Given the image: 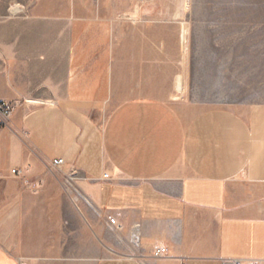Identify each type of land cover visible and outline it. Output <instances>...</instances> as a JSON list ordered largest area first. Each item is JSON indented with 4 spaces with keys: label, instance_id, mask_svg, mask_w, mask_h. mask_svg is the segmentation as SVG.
<instances>
[{
    "label": "crops",
    "instance_id": "1",
    "mask_svg": "<svg viewBox=\"0 0 264 264\" xmlns=\"http://www.w3.org/2000/svg\"><path fill=\"white\" fill-rule=\"evenodd\" d=\"M59 7L0 20V102L13 106L0 111V264L264 258V105L195 112L173 97L183 78L163 21L149 29L154 6ZM56 158L78 196L21 178Z\"/></svg>",
    "mask_w": 264,
    "mask_h": 264
},
{
    "label": "rangeland",
    "instance_id": "2",
    "mask_svg": "<svg viewBox=\"0 0 264 264\" xmlns=\"http://www.w3.org/2000/svg\"><path fill=\"white\" fill-rule=\"evenodd\" d=\"M72 2L110 3L116 8L127 3L154 6L147 16L149 29L151 19L163 21L157 26L158 31L162 27V48L175 57L177 73L183 78V91L173 97L195 112L218 106L264 105V0H0V20L19 8L20 16H58L59 5ZM15 7L18 11H13ZM139 11L138 6L133 18ZM157 27L153 28L156 32ZM21 178L40 182L30 187L38 190L35 194L60 193L70 198L79 194V187L70 185L66 174L46 164Z\"/></svg>",
    "mask_w": 264,
    "mask_h": 264
},
{
    "label": "built area",
    "instance_id": "3",
    "mask_svg": "<svg viewBox=\"0 0 264 264\" xmlns=\"http://www.w3.org/2000/svg\"><path fill=\"white\" fill-rule=\"evenodd\" d=\"M0 111H2L4 118L11 116L13 111V106L7 102H0ZM4 124V120L0 119V125ZM53 166L60 167L63 164L62 158H56L52 161ZM10 173L13 175H20L21 171L19 169H11ZM109 222L111 224L115 223L114 218L109 217ZM166 250L164 248H156L154 250V256L159 257L164 255ZM220 264H264V258L262 259H251V260H242L239 258H224L221 260Z\"/></svg>",
    "mask_w": 264,
    "mask_h": 264
},
{
    "label": "bare ground",
    "instance_id": "4",
    "mask_svg": "<svg viewBox=\"0 0 264 264\" xmlns=\"http://www.w3.org/2000/svg\"><path fill=\"white\" fill-rule=\"evenodd\" d=\"M13 11H18V8L17 7L13 8Z\"/></svg>",
    "mask_w": 264,
    "mask_h": 264
}]
</instances>
